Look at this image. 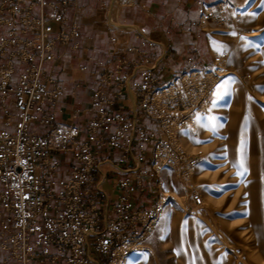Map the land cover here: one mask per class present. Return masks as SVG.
Returning a JSON list of instances; mask_svg holds the SVG:
<instances>
[{"label": "built area", "instance_id": "built-area-1", "mask_svg": "<svg viewBox=\"0 0 264 264\" xmlns=\"http://www.w3.org/2000/svg\"><path fill=\"white\" fill-rule=\"evenodd\" d=\"M219 5L222 9V3ZM71 6L79 10V0H0V35L7 27V37L0 39V59L9 47L18 46L0 64V90L16 95L19 112L13 131L0 130V264H110L121 237L118 229L135 233V222L144 224L147 217L129 182L123 184L117 201L101 196L95 183L100 172V149L122 147L121 140L131 134L133 141L144 139L150 144L151 159L157 166L174 167L185 157L174 134V115H168L169 108L175 109L174 85L165 86L152 69L144 73L137 86L138 118L114 108L123 93V79L115 99L106 94L105 86H111L117 73L101 76L102 83L89 108L90 117L83 126L69 120L58 123L44 109L63 91L54 69L46 62L55 60L58 41L68 43L79 34L77 22L66 23ZM36 8L37 15L33 12ZM50 18L61 22L53 37L47 25ZM28 29L34 37L26 41L20 35ZM14 56L27 65L16 87H6ZM149 117L157 122L156 131H146L139 121ZM33 121L46 126L48 132L31 129ZM113 122L118 125L110 134ZM5 124L11 125L10 115ZM56 150L74 151L75 157L69 177L58 184L59 189H55L54 180L60 166L53 154ZM193 199L200 200L198 192ZM122 222L123 227H118Z\"/></svg>", "mask_w": 264, "mask_h": 264}, {"label": "rangeland", "instance_id": "rangeland-1", "mask_svg": "<svg viewBox=\"0 0 264 264\" xmlns=\"http://www.w3.org/2000/svg\"><path fill=\"white\" fill-rule=\"evenodd\" d=\"M196 25L213 55L155 73L174 85L168 115L185 157L150 160L147 219L118 229L110 264H264V0L208 4Z\"/></svg>", "mask_w": 264, "mask_h": 264}, {"label": "crops", "instance_id": "crops-1", "mask_svg": "<svg viewBox=\"0 0 264 264\" xmlns=\"http://www.w3.org/2000/svg\"><path fill=\"white\" fill-rule=\"evenodd\" d=\"M220 1L225 0H79L80 9L75 11L71 6L66 13V23L77 22L79 34L72 36L68 43L58 41L55 60L46 62L54 69L63 91L55 103L45 104L44 109L53 114L58 123L69 120L83 126L90 117L89 108L95 90L102 83L101 76L117 73L118 78L111 86H105L106 94L115 99L114 94L123 79V93L114 108H121L128 117L138 118L137 86L146 71L152 69L159 75L181 71L196 64L199 58L213 55L209 31L199 29L196 23L203 7ZM33 12L37 15L39 9ZM47 25L51 27V37L61 28V22L55 18H50ZM6 37L7 27H4L0 39ZM20 37L28 41L34 33L28 29ZM17 47L15 44L9 47L0 64ZM34 62L38 63V58ZM26 65L14 56L13 71L6 87H16ZM130 90L135 93V104ZM8 115L11 125L5 124ZM18 120L16 95L0 90V130L13 131ZM139 121L146 126V131L150 130L149 118H139ZM117 125L112 123L110 134L115 133ZM30 128L43 134L48 132V128L37 121H33ZM128 136L121 140L122 147L100 149V172L96 173L95 183L102 191L101 196L114 202L123 193V184L129 182L137 204L143 207L147 204L144 199L151 197L152 190L147 186L152 180L148 175L151 146L144 139L136 142L130 138L131 134ZM53 154L60 160L54 175L55 189H59L58 184L69 177L75 161L74 151L56 150Z\"/></svg>", "mask_w": 264, "mask_h": 264}, {"label": "bare ground", "instance_id": "bare-ground-1", "mask_svg": "<svg viewBox=\"0 0 264 264\" xmlns=\"http://www.w3.org/2000/svg\"><path fill=\"white\" fill-rule=\"evenodd\" d=\"M130 93H131V97H132V102H133V104H135V93L132 90H130Z\"/></svg>", "mask_w": 264, "mask_h": 264}]
</instances>
